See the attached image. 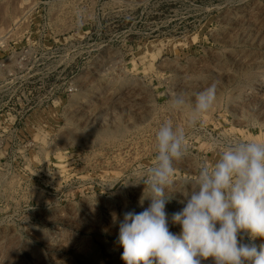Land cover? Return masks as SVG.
I'll list each match as a JSON object with an SVG mask.
<instances>
[{
	"label": "rangeland",
	"instance_id": "obj_1",
	"mask_svg": "<svg viewBox=\"0 0 264 264\" xmlns=\"http://www.w3.org/2000/svg\"><path fill=\"white\" fill-rule=\"evenodd\" d=\"M168 120L189 146L166 204L179 234L199 164L264 139V0H0V264H124L119 224L149 204L130 182Z\"/></svg>",
	"mask_w": 264,
	"mask_h": 264
},
{
	"label": "clouds",
	"instance_id": "obj_2",
	"mask_svg": "<svg viewBox=\"0 0 264 264\" xmlns=\"http://www.w3.org/2000/svg\"><path fill=\"white\" fill-rule=\"evenodd\" d=\"M217 101L215 84L199 92L190 106L189 126L210 113ZM173 108L187 101L174 97ZM186 133L171 120L155 132L154 162L133 185L143 184L139 213L127 212L119 224L124 264H264V139L241 140L216 149L214 161H202L182 211L171 217L181 231H170L166 204L170 202L174 164L186 157ZM247 237L249 242H243Z\"/></svg>",
	"mask_w": 264,
	"mask_h": 264
}]
</instances>
